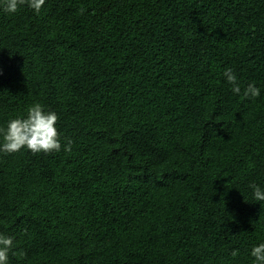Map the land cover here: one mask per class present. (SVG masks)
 Wrapping results in <instances>:
<instances>
[{"label":"trees","instance_id":"16d2710c","mask_svg":"<svg viewBox=\"0 0 264 264\" xmlns=\"http://www.w3.org/2000/svg\"><path fill=\"white\" fill-rule=\"evenodd\" d=\"M36 102L72 151L0 152V234L26 254L9 264H253L264 0L0 9V127Z\"/></svg>","mask_w":264,"mask_h":264},{"label":"clouds","instance_id":"9594fccd","mask_svg":"<svg viewBox=\"0 0 264 264\" xmlns=\"http://www.w3.org/2000/svg\"><path fill=\"white\" fill-rule=\"evenodd\" d=\"M44 4L45 0H0V9L6 13L15 14L26 5L39 14ZM80 12L83 14L84 9H80ZM222 75L232 86L233 93L250 99L260 96V88L252 83L247 84L241 91L240 82L231 68H226ZM58 119L54 111L45 110L39 102L29 105L25 116L12 118L6 126L0 127V152L15 153L26 149L33 154L41 152L50 154L60 152L63 148L65 152L70 153L73 141L65 137L64 142H61L60 133L56 128ZM249 187L252 189L253 199L264 202V189L255 183L250 184ZM15 246L16 241L13 236L0 234V264H9L10 253L21 259L26 255L22 249L14 250ZM230 255L236 258L239 250L233 249ZM250 255L254 258L253 264H264V242L253 246Z\"/></svg>","mask_w":264,"mask_h":264}]
</instances>
